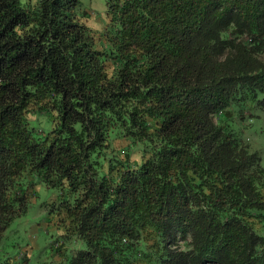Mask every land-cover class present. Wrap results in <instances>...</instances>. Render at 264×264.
Listing matches in <instances>:
<instances>
[{
	"label": "trees",
	"instance_id": "1",
	"mask_svg": "<svg viewBox=\"0 0 264 264\" xmlns=\"http://www.w3.org/2000/svg\"><path fill=\"white\" fill-rule=\"evenodd\" d=\"M90 10L0 0V239L41 197L73 245L36 264H264V167L228 113L264 108V0Z\"/></svg>",
	"mask_w": 264,
	"mask_h": 264
},
{
	"label": "rangeland",
	"instance_id": "2",
	"mask_svg": "<svg viewBox=\"0 0 264 264\" xmlns=\"http://www.w3.org/2000/svg\"><path fill=\"white\" fill-rule=\"evenodd\" d=\"M82 2L85 8L91 9L89 25L93 29L101 30L105 22L106 0H82ZM228 113L232 116L231 128L242 136L251 150L259 154L261 165L264 167V108L254 101H249L231 105ZM40 201L41 197L33 201L35 205L27 214L12 221L1 233L0 255L16 254V257L27 255L30 256L33 264L38 261L58 263L62 256L59 251L57 253L56 244H61L60 250L71 248L73 244L65 241L60 233L55 234V230L45 224L42 213L44 207L40 206Z\"/></svg>",
	"mask_w": 264,
	"mask_h": 264
}]
</instances>
